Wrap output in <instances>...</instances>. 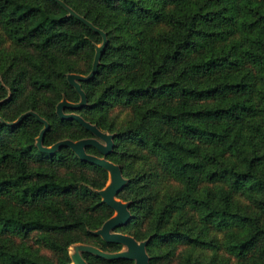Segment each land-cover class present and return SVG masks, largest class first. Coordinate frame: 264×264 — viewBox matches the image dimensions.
<instances>
[{
	"label": "trees",
	"instance_id": "trees-1",
	"mask_svg": "<svg viewBox=\"0 0 264 264\" xmlns=\"http://www.w3.org/2000/svg\"><path fill=\"white\" fill-rule=\"evenodd\" d=\"M97 29L85 102L62 110L112 134L104 157L130 212L114 230L146 240L148 264L178 245L180 264H264V0H0V33L28 51L0 68V264H72L74 242L121 248L93 232L113 214L96 191L108 171L67 145L40 150L29 112L47 121L43 145L95 136L56 105L81 99L67 75L91 71ZM32 231L55 259L11 240Z\"/></svg>",
	"mask_w": 264,
	"mask_h": 264
},
{
	"label": "water",
	"instance_id": "water-1",
	"mask_svg": "<svg viewBox=\"0 0 264 264\" xmlns=\"http://www.w3.org/2000/svg\"><path fill=\"white\" fill-rule=\"evenodd\" d=\"M88 24L92 25L89 21H86ZM93 26V25H92ZM100 31L103 35V42L100 44L98 48H96V52L93 59L92 69L86 76L69 73L67 75L68 81L75 86V88L80 93L81 99L78 102H71L66 100L65 98L61 99L56 105V111L61 117L75 118L79 121L85 128L89 129L91 132L95 134L94 137H85L77 140H71L68 138L58 140L50 145L42 144V136L47 128V121L41 117H39L34 112H31L36 115V117L44 123L43 128L40 130L39 135L36 139L37 147L42 151L52 152L60 145L69 146L81 159L93 162L104 167L110 176V181L106 184L104 188L98 190V193L101 195L102 200L105 201L109 206H111L116 213L107 218L102 225L94 230L95 234H99L104 240L108 242H116L123 244L127 247L126 250L120 251H105L94 245H84V251L94 253L104 258L113 259V258H131L134 259V264H148V254L146 251V240H136L133 236L115 231L114 228L120 225L125 224L129 217L130 212L127 208L128 202L117 199V193L122 188L125 183V178L121 174V170L118 164L104 157L112 148V134L108 132H104L97 128L94 124L89 123L83 117H81L77 113H65L62 108L64 106H70L72 108L80 107L85 102V94L80 87L78 79H85L93 75L99 56L105 44V34ZM93 145L97 148V150L103 155L99 156L96 154L88 153L85 151L86 145ZM77 264H87L85 259L80 255H77L75 258Z\"/></svg>",
	"mask_w": 264,
	"mask_h": 264
},
{
	"label": "rangeland",
	"instance_id": "rangeland-1",
	"mask_svg": "<svg viewBox=\"0 0 264 264\" xmlns=\"http://www.w3.org/2000/svg\"><path fill=\"white\" fill-rule=\"evenodd\" d=\"M99 46H100V44L97 45L96 48H98ZM25 51L26 50L23 47L14 43L10 38L5 37L3 33H0V68L5 67L6 64L10 63L12 60H14V63H15L12 66V69L15 70L16 68L22 66V64H24V56L28 52V51H26V52ZM78 64L80 67L83 66L81 61H79V60H78ZM0 70H2V69H0ZM0 75H1V73H0ZM23 80H25V79H23ZM23 82L25 84V93L34 92L33 89L29 85H26L25 81H23ZM29 112H33V111H29ZM113 112H118V120L121 123L128 117V110L125 108H122L120 106L115 107L113 109ZM8 114L9 115L13 114V111H9ZM37 137H36V139H37ZM86 173H89V172L86 171ZM109 181H110V176H109V172H108L107 181L102 188H104ZM98 190L99 189H96L97 192H98ZM1 198L4 199L6 205H14V202L12 201V199L9 195H3V196H1ZM116 198L120 199L122 201H125L118 196H116ZM115 213H116V210L113 209V214H115ZM218 234L220 235L221 233H218ZM36 235H37V232L32 231L31 233L28 234V236H26L23 239H21V237H19V236H15V235H10V236H11L12 241H14L16 243L26 244V245L30 246V248L32 250H35L38 253L46 255L52 259H55L56 252L53 249L47 247L46 245L36 242L35 241ZM84 245H92V244L85 243V242H74L68 246V251H69V255H70L72 264H77L75 261V258L77 255L82 256L81 252L84 251V249H83ZM185 248L186 247L184 245H178V247L175 250V254L173 256L169 257V259H168L169 264H180L182 256H183L181 251L183 252L185 250ZM126 249H127V247L125 245L121 244V248L119 250H115V251L126 250ZM110 252H112V251H110ZM204 252H207V250H205ZM219 252H220V254H222V250H219ZM129 259H131V258H129ZM131 260H133V264H134V259H131Z\"/></svg>",
	"mask_w": 264,
	"mask_h": 264
}]
</instances>
